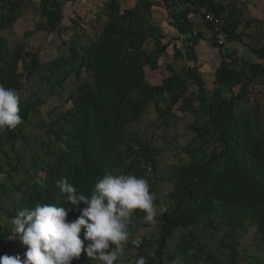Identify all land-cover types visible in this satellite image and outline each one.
I'll return each instance as SVG.
<instances>
[{
    "label": "trees",
    "instance_id": "obj_1",
    "mask_svg": "<svg viewBox=\"0 0 264 264\" xmlns=\"http://www.w3.org/2000/svg\"><path fill=\"white\" fill-rule=\"evenodd\" d=\"M29 1L0 0V28L14 26L26 14ZM67 1L73 7L78 0H39L36 26L24 31L23 41L15 47L10 48L0 37V84L19 95L22 124L40 111L48 97L64 90L71 76L78 83L67 94V108L49 122L42 121L44 135L40 145L31 146L29 179L14 187L19 199L13 209L6 210L0 202V256L26 258V246L12 224L2 222L3 211L12 218L22 208L40 203L71 208L69 220L79 215L74 206L65 203L58 181L67 180L79 193L90 196L96 180L105 173H132L146 180V165L151 163L153 193L162 180L155 178L159 172L155 156L161 152L150 139L131 130L152 110L160 130L174 125L173 119L180 120L181 115H193L187 125L193 137L181 147L178 163L168 172L173 187L164 208L154 217L159 231L157 247L144 256L153 239L139 238L136 246L133 237L124 246V255L126 250H135L133 254L144 257L146 264H244L242 253L255 242L264 251V109L257 92L264 85V44L253 49L257 61H249L238 56L237 50L219 48L212 38L211 46L218 49L220 60L213 70L211 88L196 49L204 39L198 26L212 29L201 17L202 22L197 23L199 5L213 10L231 38L241 43L246 36L264 39L260 26L248 31L250 24L261 21L246 13L240 0H137L129 7L120 0H105L87 20L73 8L74 16L67 21ZM155 6L167 9L169 24L176 28L182 47L174 46L173 61L166 65L172 74L152 84L149 73L161 69L160 59L169 49L165 34L154 21ZM38 33L58 35L64 51L41 60L39 52L26 42ZM22 124L0 132V154L6 160L0 162L4 194L11 190L21 161L15 148L24 134ZM5 146H9L7 151ZM144 216L141 210L135 211L128 226L130 235L145 227ZM250 228H255L253 242L241 247V238ZM223 229L226 232L217 249L203 245L206 235ZM177 230V243L168 249ZM126 259L127 264L137 260ZM72 264L97 262L82 253Z\"/></svg>",
    "mask_w": 264,
    "mask_h": 264
},
{
    "label": "clouds",
    "instance_id": "obj_2",
    "mask_svg": "<svg viewBox=\"0 0 264 264\" xmlns=\"http://www.w3.org/2000/svg\"><path fill=\"white\" fill-rule=\"evenodd\" d=\"M19 104L16 91L0 84V132L22 124ZM57 187L79 215L69 220L72 209L56 204L37 203L17 211L11 218L12 230L26 246V258L3 255L0 264H72L82 253L97 264H115L124 255L135 211L141 210L148 222L156 216L155 194L147 180L132 173H105L96 180L90 196L79 193L67 180L58 181ZM133 243L139 246L140 241ZM135 264H146V259L140 257Z\"/></svg>",
    "mask_w": 264,
    "mask_h": 264
},
{
    "label": "rangeland",
    "instance_id": "obj_3",
    "mask_svg": "<svg viewBox=\"0 0 264 264\" xmlns=\"http://www.w3.org/2000/svg\"><path fill=\"white\" fill-rule=\"evenodd\" d=\"M124 4L127 3L128 0H121ZM134 1L129 0L128 5H134ZM245 1L246 0H242ZM251 2L252 4L257 5L258 7H262L261 0H248L247 2ZM105 0H79L75 6V11L79 13L86 20L89 17V13H92L97 6L103 5ZM133 3V4H132ZM38 4L39 0H30L29 8L26 9V14L22 15L15 26L1 29L0 36L6 34L9 42L7 45L10 48L15 47L19 44L23 37L24 31L32 30L36 26V23L39 19L38 15ZM71 2L67 1L64 7V13L66 16V20L68 21L70 18L74 16L73 7ZM74 5V4H73ZM243 7H246L244 4ZM263 9V8H261ZM154 21L159 24L161 27V31H165V27L167 25V13L164 9L155 8L153 10ZM66 23V21L64 22ZM63 23V25H65ZM204 28H202L203 30ZM211 39V38H210ZM28 47L32 50L38 51L41 60L47 61L55 58L57 55L61 54L64 49L61 48V38L52 33H38L33 36L27 38L26 40ZM170 45V48L166 55L162 56L160 59L161 69L149 73L148 80L152 84H157L164 77L171 75L172 73L167 69L166 65L173 61V51L174 44L180 46V41L178 40V34L169 35L165 40ZM206 44L209 42L207 39ZM210 43V42H209ZM246 46L243 47L245 51L242 49L238 50L239 56H245L247 59H252L253 54L250 49H256L260 45L264 44V39H248L246 38ZM210 45V46H209ZM208 46L211 48V44ZM202 47L204 45H201ZM150 48V47H149ZM209 50V57L207 58L206 63H200L201 70L204 73V79L209 88L212 87V74L213 70L216 67L218 62V54H214L213 49ZM87 78V76H86ZM76 78L71 76L68 79V82L65 84V89L61 90L55 97H48L45 104L40 108L39 112H34L30 116V120L27 123L22 124V128L24 130V134L22 135V139L18 141L15 152H18L20 155V164L17 170V173L13 174V184L11 183V190H9L8 194L2 193L0 190V202L2 203L3 208L6 210H12L17 200L19 199V194L14 188L21 180H28L30 172V163H31V146L40 145L41 137L43 138L44 129L42 128V121L49 122L52 118H55L61 112H63L66 106V98L67 94L73 92L77 87ZM257 92L259 95V100L261 104V108L264 109V85L257 87ZM70 104V103H69ZM181 115V114H180ZM181 119H173L174 125L171 124L166 127L164 130L158 129V119L156 113L152 110L151 115L147 114L143 117V119L136 124L131 130L133 132L137 131L142 137L148 138L151 140L152 145L160 150V155L155 156V160L159 165V172L155 175V178L162 179L160 184L156 183L153 193L155 194V200L159 201V207L156 206V215L160 214L161 209H163V202L165 201L166 195L168 191L172 190L173 182L169 181L168 172L172 171V167L178 163L177 154L179 153L182 146H184L192 137L193 132L189 130L187 127L189 122L194 120V116L189 114L187 116L181 115ZM6 151L9 149V146H5ZM0 162L6 163L5 158L2 154H0ZM8 187V185H7ZM5 210V211H6ZM2 222L4 224H11V218L8 217L7 212H2ZM143 223H145V227L141 228L136 234L130 235L128 241L124 244V246H128V243L131 242L132 238H147L153 239V243L148 245L144 249V256L152 253L157 247V239L159 237L158 225L156 224V220L154 219L152 222H148L143 218ZM254 231L255 228H250L241 238V247H245L248 244H251L254 239ZM226 232V229H223V232L219 233H209L202 240L203 245L209 249H217L219 246V240L221 235ZM180 235V230H177L174 234V238L169 240L167 244V248L171 249L176 243ZM133 253L135 250L129 251L126 250V255L120 257L115 264H127V259L132 258L131 260L138 259ZM244 258V264H264V251L263 245L261 243L255 242L254 245H251L247 248V251L242 253ZM134 257V258H133ZM140 258V257H139Z\"/></svg>",
    "mask_w": 264,
    "mask_h": 264
},
{
    "label": "crops",
    "instance_id": "obj_4",
    "mask_svg": "<svg viewBox=\"0 0 264 264\" xmlns=\"http://www.w3.org/2000/svg\"><path fill=\"white\" fill-rule=\"evenodd\" d=\"M79 1V0H78ZM77 1V2H78ZM121 1V0H120ZM137 1V0H136ZM136 1H134V5H135V3H136ZM248 0H246V2L245 1H242V0H240V2H241V4H242V7H243V5L245 4L246 5V7H243L244 9H245V11H246V13H248V14H251L252 16H254V17H256L258 20H260L261 21V24H259V25H257V24H255V23H253V24H250L249 26H250V30H248V31H252V30H254V29H256L257 28V26H260L261 27V29L264 31V0H261L262 1V7H258L257 5H255V4H252L250 1L249 2H247ZM253 1V0H252ZM257 1V0H256ZM77 2L76 3H74V5H73V8H75V6H76V4H77ZM122 2V1H121ZM254 2V1H253ZM122 4L124 5V6H133V5H128L129 4V0L127 1V3H123L122 2ZM133 4V3H132ZM155 8H159V9H164L165 10V12L167 13V25H166V27H165V31H164V34H165V36H166V38H165V40L168 38V36L169 35H173V34H178V32H177V30H176V28L174 27V26H172V25H170L169 24V21H170V18H169V15H168V11H167V9L164 7V6H155L154 8H153V10H155ZM261 8H263V9H261ZM202 19L200 18V16L198 15V17H197V23H200V22H202L201 21ZM18 22V21H17ZM16 22V23H17ZM16 23H15V25H16ZM14 25V26H15ZM9 27H12V26H9ZM198 28H200L201 30H202V28H203V26H198ZM203 31V34H204V39H202L201 41H200V43H199V45L197 46V55H198V61H199V63H206V60H207V58L209 57V50L208 49H213L214 51H212V52H214V54H218V62H217V64H216V66L218 65V63H219V60H220V56H219V52H218V49L217 48H213L212 46H211V48L209 47L210 45L209 44H211V40H212V38H213V36H212V31L211 30H207V29H203L202 30ZM0 32H1V28H0ZM1 38H3V39H5L6 41H7V43L9 42V40H8V38H7V36H6V34H3V35H1L0 36ZM211 38V39H210ZM246 38H248V39H250L249 37H247L246 36ZM246 38H244L243 39V42L241 43L240 41H234V44H235V46H236V50H237V52H238V50L240 49H242V51H245V47H247L246 46ZM207 39H209V42L206 44V40ZM179 40V39H178ZM252 40V39H251ZM201 45H204L203 47L201 46ZM209 45V46H208ZM212 45V44H211ZM174 46H175V44H174ZM176 46H178V45H176ZM180 48L182 47V43L180 42V46H179ZM244 47V48H243ZM169 48H170V45H169ZM169 50V49H168ZM251 50V52H252V54H253V58L252 59H247V58H245V56H240V57H243V58H245L246 60H249V61H257V57H256V55L253 53V49H250ZM174 52V51H173ZM238 54V53H237ZM239 56V55H238ZM209 58H211V55H210V57ZM159 83V82H158ZM154 205L158 208L159 207V202H157V200H154ZM156 208V209H157Z\"/></svg>",
    "mask_w": 264,
    "mask_h": 264
},
{
    "label": "built area",
    "instance_id": "obj_5",
    "mask_svg": "<svg viewBox=\"0 0 264 264\" xmlns=\"http://www.w3.org/2000/svg\"><path fill=\"white\" fill-rule=\"evenodd\" d=\"M198 14L205 22L209 23L211 26L212 35L216 45L223 49L226 52H235L236 47L234 44V40L231 38L229 33L227 32L223 22L221 19L216 15V13L204 5L198 6ZM1 50V47H0ZM71 103V101H69ZM136 148H138L137 144H134ZM146 172H147V182L150 187V174L153 172V166L151 163L146 165Z\"/></svg>",
    "mask_w": 264,
    "mask_h": 264
}]
</instances>
